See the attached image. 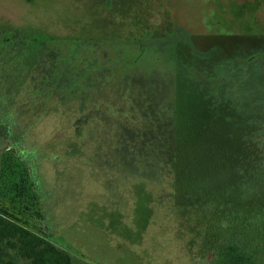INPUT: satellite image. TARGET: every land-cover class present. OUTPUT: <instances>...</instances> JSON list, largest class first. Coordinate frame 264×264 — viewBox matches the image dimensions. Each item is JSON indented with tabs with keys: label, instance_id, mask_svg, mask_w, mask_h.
<instances>
[{
	"label": "rangeland",
	"instance_id": "rangeland-1",
	"mask_svg": "<svg viewBox=\"0 0 264 264\" xmlns=\"http://www.w3.org/2000/svg\"><path fill=\"white\" fill-rule=\"evenodd\" d=\"M0 105L74 264H209L230 231L189 201L264 145V0H0ZM13 148L2 197L31 191Z\"/></svg>",
	"mask_w": 264,
	"mask_h": 264
},
{
	"label": "trees",
	"instance_id": "trees-1",
	"mask_svg": "<svg viewBox=\"0 0 264 264\" xmlns=\"http://www.w3.org/2000/svg\"><path fill=\"white\" fill-rule=\"evenodd\" d=\"M7 37L4 35L3 39L7 40ZM160 113H153L154 125ZM160 117L165 120V117ZM171 119L170 116L166 125ZM10 121L5 108L0 105V134L4 133L13 140V150L18 159L28 161L31 191L29 195L20 194L19 189L16 190L19 193L14 195L0 196V264H74L72 256L58 247L45 234L41 225L33 223L46 221V227L50 226L35 162L20 147L19 143L23 139L20 133L17 134L11 128ZM155 127L159 130L162 125L157 124ZM254 132L250 139L241 143L242 147L235 158L236 163L233 164L242 167L244 172L239 173L241 175L235 187L237 191L230 188L231 192H225L229 195H216L209 190L205 204L198 200L189 201V205L195 207H211L218 220L215 225L223 223L225 229L230 231L227 239L215 247L214 260L209 264H264V145L262 134L258 135L259 131L255 134ZM158 135L166 144L164 133ZM197 139L201 140L200 137ZM212 151L213 149L208 152ZM169 161L171 162V158ZM177 181L175 183L179 184ZM199 186L197 183L193 187L197 190ZM205 190L207 191L206 187ZM216 228L214 227L213 234L217 236Z\"/></svg>",
	"mask_w": 264,
	"mask_h": 264
}]
</instances>
